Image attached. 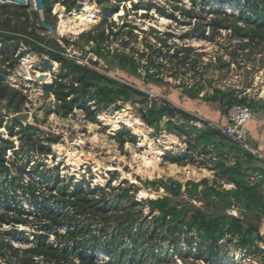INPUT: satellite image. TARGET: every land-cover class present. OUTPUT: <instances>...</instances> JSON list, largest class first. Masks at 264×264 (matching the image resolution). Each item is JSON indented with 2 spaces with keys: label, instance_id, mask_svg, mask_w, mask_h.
I'll list each match as a JSON object with an SVG mask.
<instances>
[{
  "label": "trees",
  "instance_id": "trees-1",
  "mask_svg": "<svg viewBox=\"0 0 264 264\" xmlns=\"http://www.w3.org/2000/svg\"><path fill=\"white\" fill-rule=\"evenodd\" d=\"M52 1L61 2L67 10L76 6L74 0ZM223 1L228 0H216ZM43 2L45 21L54 26L48 19L51 5L47 0ZM201 2L210 5V0ZM229 5L237 7L236 14L230 13L235 21L245 24L244 28L234 24L238 36L264 40V0H234ZM3 10L4 14L12 16L0 19V39L22 40L34 49L44 51L50 61L59 64L61 75L44 83L43 88L60 100L58 107L64 114L76 107L94 118L110 106L120 110L122 104L119 101L138 99L141 103L138 116L155 133L165 130L178 137L185 135L187 151H197V147L202 146L203 154L210 153L209 169L214 171L216 179L212 183L207 177L185 183L169 178L148 180L147 185L163 188L166 195L143 199V204L149 208L150 218L140 220L131 212L133 205L119 206L117 199L107 200L99 186L91 188L85 182L66 184L58 175L54 176L52 172L47 175L36 167L28 170L29 176L23 178L26 164L9 166L5 148L0 149V173L5 175L0 178V264H157L174 253L211 262L218 260L223 247L230 244L244 256L259 254L260 262L264 264V234L259 230L264 220L263 159L257 158L219 128L212 127L209 121L167 98L150 96L133 84L99 71L97 59L80 63L75 56H66V46L71 44L69 40L63 38L62 46L55 39L39 36L27 23L11 24L12 17L27 18L26 10ZM158 11L162 16L175 19L173 13L160 8ZM209 11L226 15L222 6ZM184 12L190 15V10ZM214 23L221 28L229 27L222 21ZM203 31H199L202 36ZM124 33L129 34V31ZM105 37L101 32L91 38L96 41L91 51L98 59L103 57L101 43ZM89 39L90 36L87 41ZM158 41L162 45H149L152 48L149 54L114 52L118 67L135 76H146L148 81L157 84L169 83L168 78L178 80L182 74L196 68L200 54H194L192 46L181 45L171 49L165 40ZM120 43L128 45L127 40ZM42 44L46 46L42 47ZM8 60L9 55L2 56L1 61ZM13 66L8 62L7 66L0 68V100L10 98L17 91L5 82V76ZM140 68L144 74H140ZM200 91L201 87L196 83L182 84L181 92L188 98L217 102L222 114L233 104H246L251 109L264 112V102L247 95L239 96L235 90L214 88L212 92L199 96ZM13 107L14 111H19L16 105ZM191 122H198L201 126ZM124 131L129 134L128 130ZM129 137L135 139L134 134H129ZM27 141L40 155L52 153L47 144H36L30 136ZM187 155L190 156V152ZM10 167L17 171V176L7 178ZM223 183L232 184V187L225 188ZM40 185L46 194H40ZM192 199L207 200L213 209L197 207ZM23 201L32 208L23 206ZM229 209L240 210L247 219L228 213ZM2 225L7 227L2 228ZM19 225L32 226L33 231L19 229ZM101 253L108 258L99 261L96 254Z\"/></svg>",
  "mask_w": 264,
  "mask_h": 264
},
{
  "label": "rangeland",
  "instance_id": "rangeland-1",
  "mask_svg": "<svg viewBox=\"0 0 264 264\" xmlns=\"http://www.w3.org/2000/svg\"><path fill=\"white\" fill-rule=\"evenodd\" d=\"M47 1L51 5L48 19L54 23V26L49 24L53 31L51 36L41 25V19L45 20L44 10L42 12L35 10L32 0H26L23 7L0 1V19L12 16L4 14L3 9L18 10V12L26 10L27 18L12 17L11 24L27 23L39 36L55 39L62 46H64L63 38L69 40L71 44L66 46V56H75L84 63L87 59H97L96 68L99 71L133 84L150 96L167 98L191 113H198L199 104L205 103L198 97L188 98L181 92L182 84H198L201 87L199 96L205 92H212L214 88H226L235 90L239 96L247 95L249 98L264 102V40L260 38L249 40L238 36L233 28L234 24L243 28L245 24L235 21V17L230 14L238 12L235 5H229L234 0L223 2L210 0L208 6L207 3L202 4L201 0H101L99 2L78 0L71 10H67L61 2ZM116 4L119 10H114L110 15L108 12V14L103 12L104 9ZM149 4L154 7H149ZM85 5H92L97 16L89 28L77 35L60 34L57 31L60 15L64 19L83 15L85 12L82 9ZM157 5L166 12L173 13L176 18L160 15ZM56 6L61 9H56ZM219 6L225 9L226 15L209 11ZM184 10H190V15ZM120 11H123L122 14L119 13ZM161 17L167 22L162 23ZM218 21L229 27H219L214 23ZM195 28L199 30L195 31ZM200 30H204L203 36L199 33ZM125 31H129V34H125ZM101 32L106 39L101 43L103 57L98 59L91 51L96 46V41L91 38ZM89 36L90 39L87 41ZM159 39L165 40L171 49L184 44L192 46L195 49L194 54H200L196 68L182 74L178 80L168 78L169 83L157 84L145 81L144 77L135 76L118 67L114 51H124L134 55L140 52L149 54L152 50L149 45L154 44L156 47L162 45ZM121 40H127L128 45L122 46ZM44 46L46 45L42 44V47ZM5 54L10 56L7 62L1 61ZM8 62H12L14 66L11 70L8 69L10 73L5 76V82L17 91L10 98L0 100V149L5 148V159L9 166L17 163L26 164L23 178L29 176L28 170L36 167L47 175L51 172L54 176L58 175L66 184L85 182V185L91 188L99 186L103 189L107 200L117 199L119 206L133 205L131 212L140 220L150 218L149 208L143 204V199L166 195L163 188L147 185L148 180L169 178L185 183L187 180L198 181L207 177L212 183V180L216 179L214 171L209 169L210 153L203 154L202 146L201 149L197 147V151H187L185 135L178 137L172 134L177 139L174 140L168 137L169 133L165 130L155 133L154 129L146 126L138 116V108L141 106L138 99H130L123 103L119 101L122 104L120 110L110 106L94 118L76 107L64 114L58 107L60 100L52 92H45L43 88L44 83L51 82L61 75L57 62L50 61L44 51H38L22 40L0 39V68L7 66ZM140 70V74H143V70ZM41 73L44 77L39 80L38 76ZM45 77L48 79L46 80ZM15 105L19 111H14ZM217 106L221 109L219 105ZM119 112H125L133 119L139 118L142 122L143 134L134 132L131 126L121 120L114 128L113 121ZM254 115L264 122L262 111L257 115L252 111V116ZM190 124L201 126L198 122ZM124 130L134 134L135 139H131ZM28 136L36 144L49 145L52 153L47 156L38 154L32 149L30 141H27ZM246 138L249 146L257 150L258 141H255L254 135L249 130ZM147 141H150L153 151L160 152L159 155L152 154L153 157L156 156L158 162V168L151 173L152 175H147L140 169L141 156L149 149ZM189 152L190 156L187 155ZM257 152L256 154L264 159V155L259 153V150ZM17 174V171L10 167V174L6 176L10 178ZM4 177L5 175L0 173V178ZM34 179L38 178L34 177ZM223 187L230 188L232 184L223 183ZM39 189L40 194H46L41 185ZM17 192L20 194L18 188ZM191 202L203 209H213L208 205L207 200L192 199ZM23 206L32 208L25 201ZM0 208H2L1 204ZM227 212L242 215L247 219L238 209H229ZM6 227L7 225H2V228ZM18 228L27 232L33 231L32 226L19 225ZM259 230L264 234V220ZM52 239L53 237L50 236V240ZM96 258L103 261L108 256L101 253L96 254ZM157 264H261V262L259 254L244 256L235 251L230 244L223 247V252L216 261L205 262L174 253L166 261L162 260Z\"/></svg>",
  "mask_w": 264,
  "mask_h": 264
},
{
  "label": "bare ground",
  "instance_id": "bare-ground-1",
  "mask_svg": "<svg viewBox=\"0 0 264 264\" xmlns=\"http://www.w3.org/2000/svg\"><path fill=\"white\" fill-rule=\"evenodd\" d=\"M34 1V0H33ZM58 7L56 6V9ZM61 9V8H58ZM85 13L83 15H77L74 18L68 17L66 19L63 18L62 15H60L59 22L57 23V31L60 34H66V33H72V34H79L83 32L84 30L88 29L91 22H93V18L95 15L94 9L92 5H85L84 8L82 9ZM75 13H73L74 15ZM160 21L162 23L167 22L165 18L161 17ZM47 80L48 78L45 77ZM126 112V111H125ZM125 112H119L118 115L116 116V119L113 121V127H117V122L119 120L124 121L127 123L129 126L132 127L133 131L136 133H141L143 134V129H142V122L139 118H131L127 113ZM111 123V122H110ZM168 137L173 138L174 140L176 137L172 134H169ZM144 139H146V135H144ZM177 140V139H176ZM172 141V140H171ZM149 142V149L144 152V154L141 156L142 159V166H141V171L146 172L147 175L153 173L154 170H156L157 167V159L152 156V154L156 153V155H159L160 152L157 150L156 152L153 151V147L150 145ZM152 175V174H151Z\"/></svg>",
  "mask_w": 264,
  "mask_h": 264
},
{
  "label": "built area",
  "instance_id": "built-area-1",
  "mask_svg": "<svg viewBox=\"0 0 264 264\" xmlns=\"http://www.w3.org/2000/svg\"><path fill=\"white\" fill-rule=\"evenodd\" d=\"M115 52V51H114ZM124 52V51H117ZM71 57V56H69ZM80 63H84L82 60H78ZM87 63V62H85ZM141 69V68H140ZM139 71L141 72V70ZM144 74V71H143ZM225 123L223 124H211L212 127L219 128L223 134L233 139L235 142L241 144L247 150L252 153H258L247 143V130L246 123L252 118V109L246 104H233L228 108L224 114Z\"/></svg>",
  "mask_w": 264,
  "mask_h": 264
},
{
  "label": "crops",
  "instance_id": "crops-1",
  "mask_svg": "<svg viewBox=\"0 0 264 264\" xmlns=\"http://www.w3.org/2000/svg\"><path fill=\"white\" fill-rule=\"evenodd\" d=\"M202 101V100H201ZM205 104H199L198 106V113H194L198 117L202 118L203 120L209 121L211 124H223L225 123L224 114H222V109H219L218 106L219 103H209L203 101ZM220 106V105H219ZM253 113L257 115L259 110L252 109ZM264 114V112L262 111ZM264 122L257 119V116H252L250 120L246 123V130H249L250 133L254 135L255 141H258L257 150H259V153H262L264 155ZM255 145V144H254ZM201 149V146L199 147Z\"/></svg>",
  "mask_w": 264,
  "mask_h": 264
},
{
  "label": "water",
  "instance_id": "water-1",
  "mask_svg": "<svg viewBox=\"0 0 264 264\" xmlns=\"http://www.w3.org/2000/svg\"><path fill=\"white\" fill-rule=\"evenodd\" d=\"M1 2H11V3H14V4H17V5H23L25 3L26 0H0ZM33 1V0H32ZM34 3V8L35 10L39 11V12H42L45 8V4L43 2V0H34L33 1ZM41 25L43 28L47 29V33L49 36H51L53 34V31L51 29V26L49 24L46 23V21L42 18L41 19ZM44 77V74L41 73L39 76H38V79L39 80H42ZM144 80L145 81H148L146 76H144ZM250 151V150H249ZM254 154V153H253ZM257 158L259 159H263L261 156L255 154ZM264 160V159H263ZM151 198V197H149ZM155 198V197H153Z\"/></svg>",
  "mask_w": 264,
  "mask_h": 264
},
{
  "label": "flooded vegetation",
  "instance_id": "flooded-vegetation-1",
  "mask_svg": "<svg viewBox=\"0 0 264 264\" xmlns=\"http://www.w3.org/2000/svg\"><path fill=\"white\" fill-rule=\"evenodd\" d=\"M74 1H75V4H76V2H77L78 0H74ZM95 1L99 2V1H101V0H95ZM135 5L138 7V4L135 3ZM149 7H154V6H153L152 4H149ZM157 7L160 8L161 6L157 5ZM112 8H113L114 10H119V9H118L119 6H118V4H116V5H114V6L110 7V8H108V9H107V8L104 9L103 12H105V14H108V13H109V15H110V14L114 11V10L111 11ZM144 9H146V8H144ZM147 9H148V7H147ZM160 9H164V8H160ZM107 12H108V13H107ZM122 12H123V11H120L119 13L122 14ZM101 13H102V12H100V14H101ZM174 16H175V15H174ZM95 18H97L96 14L94 15L93 21H94ZM163 18H164V17H163ZM167 18H169V17H167ZM175 18H176V17H175ZM171 19H173V18H171ZM165 20H166V19H165ZM183 46H186V44H184ZM140 53H141V52H140Z\"/></svg>",
  "mask_w": 264,
  "mask_h": 264
}]
</instances>
